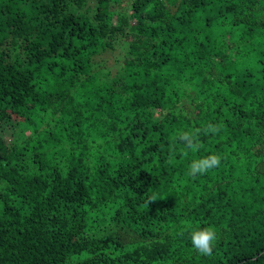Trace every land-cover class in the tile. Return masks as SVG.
<instances>
[{
  "label": "trees",
  "instance_id": "obj_1",
  "mask_svg": "<svg viewBox=\"0 0 264 264\" xmlns=\"http://www.w3.org/2000/svg\"><path fill=\"white\" fill-rule=\"evenodd\" d=\"M0 264H264V0H0Z\"/></svg>",
  "mask_w": 264,
  "mask_h": 264
},
{
  "label": "clouds",
  "instance_id": "obj_2",
  "mask_svg": "<svg viewBox=\"0 0 264 264\" xmlns=\"http://www.w3.org/2000/svg\"><path fill=\"white\" fill-rule=\"evenodd\" d=\"M219 126L209 124L205 129L207 132H219ZM179 138L183 140L186 147L192 151L199 150V143L196 141V136L193 133L184 132L179 135ZM221 163V157L218 154H211L200 158L198 160H193L190 165L189 175L196 176L197 174H204L208 170L219 166ZM217 241V232L214 227H204L191 232V242L194 248L202 255H212L213 248Z\"/></svg>",
  "mask_w": 264,
  "mask_h": 264
},
{
  "label": "rangeland",
  "instance_id": "obj_3",
  "mask_svg": "<svg viewBox=\"0 0 264 264\" xmlns=\"http://www.w3.org/2000/svg\"><path fill=\"white\" fill-rule=\"evenodd\" d=\"M10 130V129H9Z\"/></svg>",
  "mask_w": 264,
  "mask_h": 264
}]
</instances>
